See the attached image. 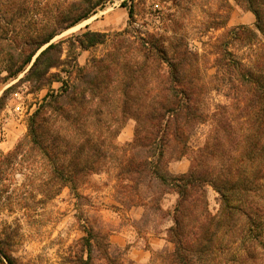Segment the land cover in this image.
<instances>
[{"label": "trees", "instance_id": "trees-1", "mask_svg": "<svg viewBox=\"0 0 264 264\" xmlns=\"http://www.w3.org/2000/svg\"><path fill=\"white\" fill-rule=\"evenodd\" d=\"M110 1L0 0L4 79L31 64L25 79L36 89L61 82L29 118L27 134L0 155V186L14 170L42 168L45 196L53 198L67 187L82 198L78 189L88 177L114 167L118 193L142 206L144 218L150 211L162 218L164 196L177 195L168 213L172 223L163 229L172 247L158 251L147 264H264V51L256 48L247 57L233 47L239 41L253 47L255 34L242 25L217 38L212 89L228 102L209 113L203 100L207 88L194 67L197 54L183 38L166 42L127 27L53 41ZM235 1L254 13L255 27L264 36V0ZM122 5L133 23L135 0ZM228 19V12L221 20L215 16L210 27L225 28ZM108 40L104 55L78 63L76 47ZM65 42L69 49L63 57ZM130 118L134 138L119 146L115 139ZM206 123L210 127L203 143L193 147V131ZM173 143L177 158L190 159L186 172L168 169L167 149ZM209 186L218 193L215 213L209 209ZM85 231L74 264H93L94 247L103 245L101 232ZM9 244L0 237V256L7 262L0 257V263L18 264L5 249ZM107 247L102 249L106 264H135L126 257L127 248Z\"/></svg>", "mask_w": 264, "mask_h": 264}, {"label": "rangeland", "instance_id": "rangeland-1", "mask_svg": "<svg viewBox=\"0 0 264 264\" xmlns=\"http://www.w3.org/2000/svg\"><path fill=\"white\" fill-rule=\"evenodd\" d=\"M123 0L107 2L90 18L57 35L53 41L80 34L87 30L114 33L127 27L135 29V34H156L166 40L183 38L191 51L197 54L194 67L201 74L200 82L207 91L204 103L211 113L219 103L228 100L212 89L211 77L216 71L213 48L217 38L225 29L247 26L254 35V46H246L239 41L233 47L240 55L251 57L256 48L264 51V36L256 29L253 12L244 10L235 0H135V21L130 18ZM129 2V0H128ZM229 19L225 28H211L212 19H222L225 13ZM250 17V18H249ZM134 30V31H135ZM251 33V32H250ZM68 42L64 43V55L68 52ZM110 48V41L88 48L76 47L77 61L85 65L92 57L104 55ZM36 57V56H35ZM34 57V59H35ZM34 61V60H33ZM31 64L16 77L4 79L7 72H0V97L5 95L0 107V155L11 151L28 132V121L43 98L56 91L61 82L36 89L34 82L25 79ZM64 69H70L68 65ZM58 69H52L56 72ZM61 72V76L65 73ZM210 124L198 126L191 135L193 147L201 145ZM135 120L128 119L115 143L123 146L134 138ZM175 143L167 149L168 169L173 174L186 172L190 167L188 156L177 158ZM115 168L110 167L88 177L76 197L69 188H64L53 198L45 196L41 184L46 182L42 168L14 170L0 186V237L10 241L5 248L18 264H74L75 253L81 249L79 240L86 235L85 227L101 232L102 247L93 249V264H106L102 258L103 248L121 247L126 249V257L135 264H147L152 257L172 244L163 233L172 223L169 212L176 204V194H166L162 200L164 215L153 211L144 218L145 209L133 205L122 198L117 191L118 182ZM208 204L213 213L218 210V193L208 187ZM144 250L148 258L138 263L132 258L134 251ZM7 263L3 256H0ZM2 264V263H0Z\"/></svg>", "mask_w": 264, "mask_h": 264}, {"label": "crops", "instance_id": "crops-1", "mask_svg": "<svg viewBox=\"0 0 264 264\" xmlns=\"http://www.w3.org/2000/svg\"><path fill=\"white\" fill-rule=\"evenodd\" d=\"M132 258L138 263H143L144 261L147 260L148 254L144 250L134 251L132 253Z\"/></svg>", "mask_w": 264, "mask_h": 264}]
</instances>
